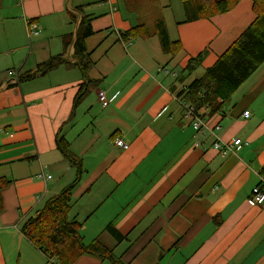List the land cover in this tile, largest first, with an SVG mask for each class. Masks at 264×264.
<instances>
[{"label":"crops","instance_id":"obj_1","mask_svg":"<svg viewBox=\"0 0 264 264\" xmlns=\"http://www.w3.org/2000/svg\"><path fill=\"white\" fill-rule=\"evenodd\" d=\"M81 6L92 19L86 47L95 84L74 109L84 84L79 69L19 78L63 53L64 35L76 31L68 10ZM187 6L183 0H0V179L9 181L1 192L0 264H46L21 229L76 178L57 148L60 130L83 162L70 219L83 224L86 244L99 238L125 264H264V205L250 202L264 176V67L222 111H202L205 133L195 130L181 97L255 21L253 2L202 19ZM30 22L40 26L39 36L30 33ZM139 26L149 38H122ZM164 30L181 45L176 55L162 46ZM237 139L242 144L227 155L214 148ZM109 225L124 236L121 242L106 231ZM75 264L109 263L85 255Z\"/></svg>","mask_w":264,"mask_h":264},{"label":"trees","instance_id":"obj_2","mask_svg":"<svg viewBox=\"0 0 264 264\" xmlns=\"http://www.w3.org/2000/svg\"><path fill=\"white\" fill-rule=\"evenodd\" d=\"M240 1L183 0L186 7L191 5L197 19L228 13ZM252 2L256 15L255 21L218 61L205 71L201 78L195 79L183 91L181 96L183 101L192 104L196 110L209 106L211 114L222 111L225 103L232 99L264 67V0H252ZM68 15L76 31L64 35L63 53L51 57L46 62L37 65L35 69L22 74L19 82L25 83L47 76L61 66L68 69L77 68L81 72L84 84L75 98L74 109H76L88 96L89 87L95 84L89 78V72L94 64L86 47V39L94 32L92 19L85 14V7L72 8L68 10ZM190 19H195V17ZM163 32L160 33L163 48L176 55L181 50V45L171 42L166 31ZM137 37L147 39L150 34L144 26H139L122 36L127 41L128 38L134 40ZM70 48L73 49L71 55ZM203 57L204 54H200L193 59L186 70H191L195 62H200ZM56 145L64 159L76 169V178L59 195L49 198L44 207L24 223L22 233L45 255L46 264H75L85 255L107 261L109 264H125L121 258L115 256L113 249L104 245L99 238L86 244L81 232L83 224L70 219L74 205L72 194L82 179L83 162L72 152L71 143L61 135V130L57 136ZM8 184V179H0V214L4 210L1 192ZM106 231L118 243L124 239V236L111 225L107 226Z\"/></svg>","mask_w":264,"mask_h":264},{"label":"built area","instance_id":"obj_3","mask_svg":"<svg viewBox=\"0 0 264 264\" xmlns=\"http://www.w3.org/2000/svg\"><path fill=\"white\" fill-rule=\"evenodd\" d=\"M112 10H115V8H112ZM29 27H30V33L34 36H39L40 34V26L36 23V22H30L29 23ZM99 100L102 103L106 102V92L105 91H101L99 93ZM186 112H187V116L192 117L196 122L194 124V128L195 130H197L198 132H203L205 133L204 128H207V124L205 122V118L202 115V111H209V107H203L201 110H196V108L192 105L189 104L185 101L182 102ZM201 111V112H200ZM245 117H249L250 116V112H245L244 113ZM220 127H218L219 129ZM242 144V141L237 139L235 140L233 143H228V144H223L221 142H216L214 144V148L216 150H218L221 154L223 155H227L229 154L233 147L235 146H240ZM116 145L118 147H121L122 149L126 150L129 148V144H127L126 142H124L122 139H117L116 140ZM45 178V177H44ZM46 180H51L52 176H46L45 178ZM250 202L254 205L257 206H262L264 205V176L261 177V181L259 183V185H257L251 192L250 195Z\"/></svg>","mask_w":264,"mask_h":264},{"label":"rangeland","instance_id":"obj_4","mask_svg":"<svg viewBox=\"0 0 264 264\" xmlns=\"http://www.w3.org/2000/svg\"><path fill=\"white\" fill-rule=\"evenodd\" d=\"M74 30H75V28L73 27V28H72V31H74ZM10 75H11V74H5L4 77L8 78V77H10ZM101 158H102V154L99 156L98 159H101ZM77 210H78V209L76 208V209L74 210V212H77Z\"/></svg>","mask_w":264,"mask_h":264}]
</instances>
